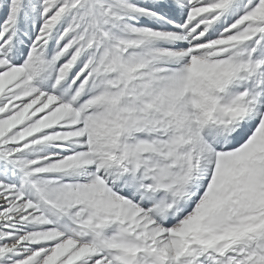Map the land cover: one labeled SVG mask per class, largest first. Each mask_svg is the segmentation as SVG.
<instances>
[{"label": "snow or ice", "instance_id": "obj_1", "mask_svg": "<svg viewBox=\"0 0 264 264\" xmlns=\"http://www.w3.org/2000/svg\"><path fill=\"white\" fill-rule=\"evenodd\" d=\"M0 264H264V0H0Z\"/></svg>", "mask_w": 264, "mask_h": 264}]
</instances>
